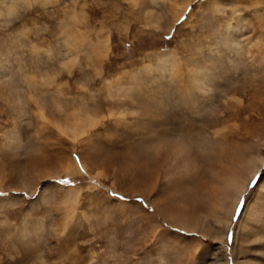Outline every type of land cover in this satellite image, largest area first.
I'll return each mask as SVG.
<instances>
[{"label":"rangeland","instance_id":"obj_1","mask_svg":"<svg viewBox=\"0 0 264 264\" xmlns=\"http://www.w3.org/2000/svg\"><path fill=\"white\" fill-rule=\"evenodd\" d=\"M0 194V264H264V0H0Z\"/></svg>","mask_w":264,"mask_h":264},{"label":"bare ground","instance_id":"obj_2","mask_svg":"<svg viewBox=\"0 0 264 264\" xmlns=\"http://www.w3.org/2000/svg\"><path fill=\"white\" fill-rule=\"evenodd\" d=\"M194 78L195 79H198L196 76H194ZM86 122H87V120H86ZM89 122V121H88ZM91 123V122H90ZM94 123V122H93ZM77 131V130H76ZM76 165L74 164V162H71V161H69L66 165H65V170L67 171V172H69V173H74V171L75 172H77L75 169H76ZM77 170H78V168H77Z\"/></svg>","mask_w":264,"mask_h":264},{"label":"snow or ice","instance_id":"obj_3","mask_svg":"<svg viewBox=\"0 0 264 264\" xmlns=\"http://www.w3.org/2000/svg\"><path fill=\"white\" fill-rule=\"evenodd\" d=\"M31 2L33 3L35 10H39V0H31ZM45 2H47V0H45ZM61 183L67 184L69 183L68 181H61ZM3 195V194H0Z\"/></svg>","mask_w":264,"mask_h":264}]
</instances>
